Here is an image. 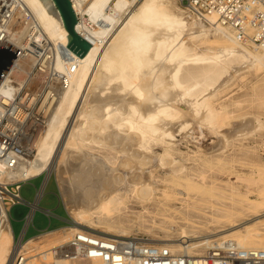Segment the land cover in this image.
<instances>
[{
	"label": "bare ground",
	"instance_id": "1",
	"mask_svg": "<svg viewBox=\"0 0 264 264\" xmlns=\"http://www.w3.org/2000/svg\"><path fill=\"white\" fill-rule=\"evenodd\" d=\"M23 1L31 10L38 30L28 40L27 31L19 29L12 44L33 56L19 58L16 71L6 80H14L22 86L40 82L34 53L47 44L53 52L51 67L64 75L66 85L54 98L48 95L45 110L48 115L44 126L33 134L29 147L31 156L24 158L17 170L6 173L5 179L27 181L46 173V184L52 172L56 170L57 173L61 167L68 169L71 165L74 182L85 186L83 193L91 200L88 204H78L75 200L77 205L72 207L70 214L76 225L70 232L75 234L86 229L101 236H113L111 232L124 235L125 232L118 231L104 218L109 210L119 207L124 196L147 199L155 192L154 173L159 164L162 167L164 163L158 157L156 161L160 163L155 164L156 155H149L153 145L165 138L172 139L170 126L183 112L185 115L188 106L191 115L201 119L199 125L214 131L219 116L211 101L217 95L218 87L231 72L236 74L246 68L264 65V50L261 53L258 46L239 41L224 26L207 25L189 18L185 9L179 8L174 0H72L80 17L78 30L92 43L88 54L79 57L68 47L67 30L53 15H48L40 0ZM86 16L88 19L85 20ZM211 34L216 36L214 40L210 39ZM209 43H214L215 48L213 45L208 47ZM16 89L20 90L13 85H4L0 92L8 95ZM183 102L188 104L186 110L179 106ZM187 119L180 123L181 130L189 129ZM256 123L248 126L250 130L246 135L259 130V119ZM95 146L101 151H117L133 158L135 164L129 171L135 167L139 170L120 173L114 169L116 156L113 154L103 155L104 160L99 157L87 160L84 151L94 150ZM68 156L76 164L70 161V165L67 164ZM183 171L181 167H172L170 175L178 177ZM69 181H64L63 175L60 178V190L68 205L71 193L66 182L71 185ZM30 206L34 211L38 208L37 204ZM31 217L32 214L28 222ZM247 223H240L234 229L231 227L227 232L223 230L219 239H228L242 248L246 241L241 234L249 228ZM87 224H106L105 229L102 227L105 231L96 232ZM63 231L65 229L51 234ZM207 237L200 240L184 235L181 238L185 240L178 241L179 244L162 245L179 247L189 255L194 248L209 246L211 240ZM14 240L11 226L0 234V264H12L17 253L26 250V246L36 239L20 238L17 244ZM66 242L68 240L60 245ZM93 261V264H104L99 259ZM48 264L73 263L70 259L57 257Z\"/></svg>",
	"mask_w": 264,
	"mask_h": 264
},
{
	"label": "rangeland",
	"instance_id": "2",
	"mask_svg": "<svg viewBox=\"0 0 264 264\" xmlns=\"http://www.w3.org/2000/svg\"><path fill=\"white\" fill-rule=\"evenodd\" d=\"M174 1L184 10L183 0ZM84 19H88V16ZM94 26L96 28V25ZM209 37L214 40L216 36L211 34ZM209 45L215 48L214 43H209L207 46L210 47ZM259 51L263 53L260 48ZM246 70L247 68L236 74L231 72L218 87L219 91L211 101L219 116L214 131L199 125L201 119L191 115L188 104L179 103L182 104L179 105L180 108L185 110L188 106L187 110L190 114H187V111L183 115V112L181 118L175 121L177 124L174 122L175 125H169L172 139L169 137L170 140L165 138L163 141H157V144L153 145V151L149 152L152 157H155L153 154L156 155L153 160L155 164L160 163L156 161L159 158L164 163L162 167L159 164L154 173L155 192L147 199H140L136 195L124 196L125 199L117 209L109 210L104 219L118 231L125 232L124 235L111 232L112 235L139 236L153 245L179 244L178 241L185 240L181 238L184 235L189 239L198 237L200 240L208 236L207 238L211 240L209 246L189 251L190 256L200 257L213 245L215 246V242L223 240L219 239V236L223 235L224 231L227 232L231 227L234 229L250 221L247 223L249 228L241 234L246 241L242 248H257L264 251V65ZM47 105L46 103L41 107V114L45 118L48 115L45 111ZM40 106V103L37 104L36 109ZM184 118L189 119H187L190 124L188 130L179 128L180 123L185 121ZM258 119L261 122L259 130L256 129L246 135L250 125L257 124ZM235 135L238 137L236 138ZM166 151L169 154L165 153ZM84 153L87 155L85 157L87 160L91 157L104 160L103 155H115L114 169H118L123 174L139 170L135 167L129 171V167L134 166L135 160L117 151L112 153L101 151L95 146L94 150H85ZM70 156L67 164L69 161L76 164ZM70 167L68 169L61 167L57 173L56 170L52 172L43 191L40 190L46 173L22 186L21 195L28 204L35 201L39 191L42 193L38 209L32 216L30 228L24 238L26 240L40 233L32 244L26 246V250L33 251L32 253L39 255L42 260H47L50 249L59 246L74 235L70 232V228L76 225L70 214L72 207L75 208L76 203L81 202L88 204L91 200L83 193L85 186L74 182L75 175H72L74 172H71ZM172 167H181L184 171L178 177H174L170 175ZM62 175L64 181L74 177V180H71L74 183L69 181L71 185L66 182L71 193V198L69 197L71 200L68 198L69 205L60 190ZM101 179L102 177L98 180ZM28 204L12 208L11 225L16 236L14 244L19 241L20 233L30 213L31 206ZM47 211L50 214H47ZM58 218L63 222L58 221ZM87 227L101 233L105 231L106 224L95 226L87 224ZM44 229L47 231L42 232ZM62 229L65 231L51 234ZM171 249L182 251L176 246ZM93 262L92 259L80 264H93Z\"/></svg>",
	"mask_w": 264,
	"mask_h": 264
},
{
	"label": "built area",
	"instance_id": "3",
	"mask_svg": "<svg viewBox=\"0 0 264 264\" xmlns=\"http://www.w3.org/2000/svg\"><path fill=\"white\" fill-rule=\"evenodd\" d=\"M183 7L189 18L224 26L239 41L264 50V0H183ZM19 29L27 31L28 40L38 30L31 10L23 0H0V47L6 42L20 51L0 83V88L4 85L20 88L8 95L0 92V234L11 226L12 208L28 204L20 193L21 185L28 180L7 181L6 173L17 170L23 159L31 156L33 134L45 124L41 107L48 95L54 98L66 85L64 75L51 67L53 52L47 44L34 53L36 70L41 76L35 87L6 80L16 71L19 58L33 56L13 46L12 40ZM39 103L41 106L36 109ZM32 252L20 250L12 264H46L57 257L70 259L73 264L92 259L104 264H264L263 250L244 249L227 240L215 242L203 257L196 258L168 246L149 244L139 236H101L86 229L77 231L65 244L52 248L47 260Z\"/></svg>",
	"mask_w": 264,
	"mask_h": 264
},
{
	"label": "water",
	"instance_id": "4",
	"mask_svg": "<svg viewBox=\"0 0 264 264\" xmlns=\"http://www.w3.org/2000/svg\"><path fill=\"white\" fill-rule=\"evenodd\" d=\"M48 15H53L61 22L69 34V49L77 56L84 57L92 47V43L84 38L78 27V16L74 10L72 0H40ZM19 50L8 43L0 47V83L7 74L14 60L19 54Z\"/></svg>",
	"mask_w": 264,
	"mask_h": 264
},
{
	"label": "crops",
	"instance_id": "5",
	"mask_svg": "<svg viewBox=\"0 0 264 264\" xmlns=\"http://www.w3.org/2000/svg\"><path fill=\"white\" fill-rule=\"evenodd\" d=\"M36 178H39V177H36ZM36 178H32V179H30V180H28L27 182H25L26 184H28L30 181H32V180H34V179H36ZM44 182H45V180H44ZM44 182H43V185H46V184H44ZM25 183H23L22 185H21V191H22V186L25 184ZM43 185H42V187H43ZM21 191H20V193H21ZM41 191V190H40ZM40 191L37 193V197H36V199H35V201L34 202H32V203H29V204H31V205H36L37 204V206H38V202H39V193H40ZM21 197H22V195H21ZM23 198V197H22ZM34 203V204H33ZM36 203V204H35ZM38 209V208H37ZM37 209H35V210H37ZM34 210L33 209H31L30 210V213L28 214V216H27V220H26V223H25V225H24V227H23V229H22V231H21V233H20V236H19V239L18 240H20V238H22L23 240H24V238H25V236H26V234H27V232H28V230H29V228H30V223L32 222V217H31V221L30 222H28V217L32 214V216L34 215ZM50 214V212L49 211H47V214ZM58 221H60V222H63V220L62 219H59L58 218ZM11 228H12V225H11ZM36 230V229H35ZM12 231H13V229H12ZM46 232L47 230L46 229H44V230H42V232ZM41 232V233H42ZM13 234H14V232H13ZM39 234L40 233H37V234H34V235H32V237H30L29 239H34V238H36V237H38L39 236ZM14 239L16 240V236H15V234H14ZM27 240V239H26Z\"/></svg>",
	"mask_w": 264,
	"mask_h": 264
}]
</instances>
